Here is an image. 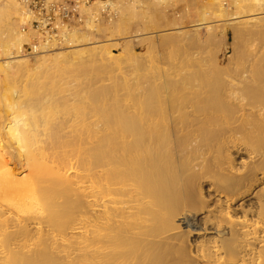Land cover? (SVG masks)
Here are the masks:
<instances>
[{
  "label": "bare ground",
  "instance_id": "6f19581e",
  "mask_svg": "<svg viewBox=\"0 0 264 264\" xmlns=\"http://www.w3.org/2000/svg\"><path fill=\"white\" fill-rule=\"evenodd\" d=\"M174 1L97 0L60 46L0 0V264H264V0L208 1L190 30L173 18L163 35L199 51L150 61L102 107L58 86L118 61L123 38L132 55L146 33L128 29ZM105 4L118 17L100 27ZM229 31L243 47L224 65Z\"/></svg>",
  "mask_w": 264,
  "mask_h": 264
},
{
  "label": "rangeland",
  "instance_id": "374dc122",
  "mask_svg": "<svg viewBox=\"0 0 264 264\" xmlns=\"http://www.w3.org/2000/svg\"><path fill=\"white\" fill-rule=\"evenodd\" d=\"M97 1V0H96ZM119 2L121 0H115ZM208 1L212 0H175L169 8L165 10V18L158 19V21L145 24L141 19H137L135 26L129 28L127 32L132 30H140L141 33H146L141 37V40L132 43L133 53L132 55L127 54L124 50L122 43H126L129 39L123 38L116 42L118 45L113 46L111 49L118 55V61H112L107 66H93L90 67L84 73L68 72V74L58 83V86L72 91H91L89 101L94 103V106L102 107L107 103L116 99L117 93L123 89L127 84L139 85L144 73V69L150 64V61L162 57H168L171 55H182L189 52H198L199 49L187 50L186 47L178 45V40L173 39L172 36L163 35L171 31L170 23L173 18L182 23L184 30H190L191 21L197 18V11L203 6L207 5ZM91 6L93 8L94 5ZM90 6V7H91ZM118 17V15H117ZM112 19H100L98 22L100 27H108L112 22L117 20ZM160 35V36H157ZM203 37L208 36L205 30L200 32ZM99 37V35H98ZM121 37H127L121 35ZM103 39V38H100ZM242 42V43H241ZM178 43V44H176ZM152 44L155 46L152 47ZM224 44L228 47L224 50L222 47L219 51L218 45L215 42H210L204 46L203 53H215L220 54L221 60L224 65H227L229 57L235 52L238 53L243 47V41L234 43L233 32L229 31ZM262 42L259 40L254 45V48L258 49ZM86 54H84L85 56ZM31 59L32 65L34 61ZM123 68V71L119 73L118 70H114L113 67L117 65ZM54 65V64H53ZM52 65V66H53ZM54 67V66H53ZM38 75H31L30 77L23 78L16 83L17 86H24L31 83L33 79L37 80ZM125 79L128 83H125ZM48 82H45V84ZM121 95L122 92L120 91ZM41 98L45 95V89L40 90ZM59 97L58 93H55L53 100ZM26 100L28 97H25ZM88 110H86L87 112Z\"/></svg>",
  "mask_w": 264,
  "mask_h": 264
},
{
  "label": "built area",
  "instance_id": "2783aa9c",
  "mask_svg": "<svg viewBox=\"0 0 264 264\" xmlns=\"http://www.w3.org/2000/svg\"><path fill=\"white\" fill-rule=\"evenodd\" d=\"M25 6L26 15L23 17V30H33L44 44L62 45L68 40V32L73 25H83L86 15L84 9L94 5L96 0H21ZM96 19H112L117 14L109 4L101 8ZM97 21V22H98ZM38 42L37 39H35ZM27 52L33 51L26 45Z\"/></svg>",
  "mask_w": 264,
  "mask_h": 264
}]
</instances>
